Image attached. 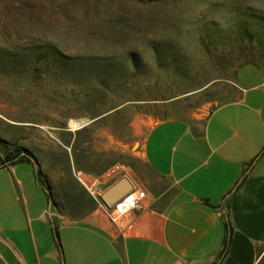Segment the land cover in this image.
Masks as SVG:
<instances>
[{"label": "rangeland", "instance_id": "374dc122", "mask_svg": "<svg viewBox=\"0 0 264 264\" xmlns=\"http://www.w3.org/2000/svg\"><path fill=\"white\" fill-rule=\"evenodd\" d=\"M44 42L115 57L113 92L87 77L16 88L0 70V154L5 145L27 150L49 187V210L53 199L59 211L69 196L82 197L81 206L90 195L101 200L122 176L146 197L167 183L144 160L148 130L169 118L206 121L238 97L240 64L264 68V0H0V55ZM131 53L140 61L135 75ZM247 68L259 70L247 64L241 74ZM78 118L91 122L77 129Z\"/></svg>", "mask_w": 264, "mask_h": 264}, {"label": "crops", "instance_id": "0c3cea01", "mask_svg": "<svg viewBox=\"0 0 264 264\" xmlns=\"http://www.w3.org/2000/svg\"><path fill=\"white\" fill-rule=\"evenodd\" d=\"M247 64L258 73L241 74ZM234 82L238 97L206 121L169 118L148 130L144 160L167 183L115 220L91 195L80 209L70 202L59 211L53 199L56 211L49 210L37 162L9 164L0 154V257L6 264H264V68L244 62Z\"/></svg>", "mask_w": 264, "mask_h": 264}, {"label": "trees", "instance_id": "16d2710c", "mask_svg": "<svg viewBox=\"0 0 264 264\" xmlns=\"http://www.w3.org/2000/svg\"><path fill=\"white\" fill-rule=\"evenodd\" d=\"M129 60L132 74L135 75L140 70L138 56L131 53ZM118 64L119 62L112 56L70 55L50 42L28 44L0 55V70L7 71L16 88L38 84L40 81L46 82L48 78L78 79L81 82L87 77L90 81H99L101 86H107L108 91L112 93V85L117 81L120 71ZM4 149L3 161L9 164L31 159L27 150L20 146L5 145ZM39 174L41 175L40 172ZM70 202L78 207L84 204L82 197L78 196L76 199H68L66 204L69 205ZM93 203L97 204L96 199H93ZM58 205L60 208L61 204Z\"/></svg>", "mask_w": 264, "mask_h": 264}, {"label": "water", "instance_id": "95a60500", "mask_svg": "<svg viewBox=\"0 0 264 264\" xmlns=\"http://www.w3.org/2000/svg\"><path fill=\"white\" fill-rule=\"evenodd\" d=\"M76 120L79 122V128L77 129H81L91 122L88 118H78ZM134 187L135 186L129 177L122 176L101 193L100 199L108 208H110L124 195L132 191Z\"/></svg>", "mask_w": 264, "mask_h": 264}, {"label": "built area", "instance_id": "2783aa9c", "mask_svg": "<svg viewBox=\"0 0 264 264\" xmlns=\"http://www.w3.org/2000/svg\"><path fill=\"white\" fill-rule=\"evenodd\" d=\"M145 193L138 187L124 195L114 206L110 207L111 217L115 220L123 214H131L133 211L139 209Z\"/></svg>", "mask_w": 264, "mask_h": 264}, {"label": "bare ground", "instance_id": "6f19581e", "mask_svg": "<svg viewBox=\"0 0 264 264\" xmlns=\"http://www.w3.org/2000/svg\"><path fill=\"white\" fill-rule=\"evenodd\" d=\"M77 121V120H76ZM77 125H79V122L77 121Z\"/></svg>", "mask_w": 264, "mask_h": 264}]
</instances>
